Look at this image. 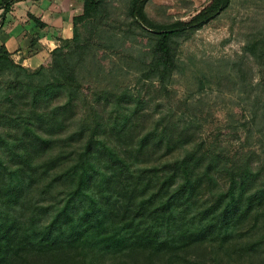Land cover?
<instances>
[{"label":"trees","instance_id":"1","mask_svg":"<svg viewBox=\"0 0 264 264\" xmlns=\"http://www.w3.org/2000/svg\"><path fill=\"white\" fill-rule=\"evenodd\" d=\"M12 1H0V30ZM151 1L82 0L71 38L58 39L38 67L0 46V264L264 259L261 174L211 147L153 164L191 142L194 118L171 114L136 136L142 102L116 93L129 70L166 90L183 72L177 39L231 0H209L188 21L168 24L149 17ZM243 51L262 83L264 31ZM232 68L242 87V68ZM261 83L254 86L263 91ZM254 89L246 100L255 105L263 95Z\"/></svg>","mask_w":264,"mask_h":264},{"label":"rangeland","instance_id":"2","mask_svg":"<svg viewBox=\"0 0 264 264\" xmlns=\"http://www.w3.org/2000/svg\"><path fill=\"white\" fill-rule=\"evenodd\" d=\"M42 1L13 0L3 21L5 27L9 29L15 23L25 24L28 12L40 10L46 0L43 4ZM208 1L152 0L146 11L153 21L160 24L188 21ZM60 2L65 5L64 0ZM260 31H264V0H231L225 11L200 30L188 38L177 39L183 72L174 75L166 90L162 91L155 81L141 79L137 82L140 73L134 70H129L130 74L121 78L122 83L116 93L126 89L133 100L142 102L136 136L143 135L156 121L169 122L167 117L171 114L195 120L191 142L172 156L160 152L157 157H161V161L156 159L153 164L172 161L187 151L211 147L215 152H221L230 160L229 163L239 165L246 162L264 178V89L261 91L260 87L254 86L261 83L259 70L243 51L246 42ZM231 66L242 68L245 74L242 87L243 83L235 77L236 71L231 70ZM262 83L264 88V81ZM252 88L255 89L251 94L261 91L263 95L255 105L253 101L246 100V92ZM88 93L86 89L87 100H93ZM253 110L257 115L254 122L251 120ZM179 124L181 128L183 124ZM260 223L264 229L262 220ZM243 257L235 254L230 260L224 257V261L230 264H264L261 256L252 259ZM211 258L214 256L204 255L206 262H210Z\"/></svg>","mask_w":264,"mask_h":264},{"label":"crops","instance_id":"3","mask_svg":"<svg viewBox=\"0 0 264 264\" xmlns=\"http://www.w3.org/2000/svg\"><path fill=\"white\" fill-rule=\"evenodd\" d=\"M60 1L46 0L40 10L28 12L25 24L15 23L9 29L3 24L0 46L4 45L15 59L22 57L25 67L46 64L48 54L57 46V40L71 38L72 18L82 11V0H64V6ZM32 17L39 20L43 27H39Z\"/></svg>","mask_w":264,"mask_h":264}]
</instances>
